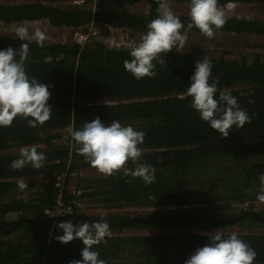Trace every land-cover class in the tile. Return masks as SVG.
I'll return each mask as SVG.
<instances>
[{"label": "trees", "instance_id": "trees-1", "mask_svg": "<svg viewBox=\"0 0 264 264\" xmlns=\"http://www.w3.org/2000/svg\"><path fill=\"white\" fill-rule=\"evenodd\" d=\"M62 1L65 0H22L18 4L16 0H0V23L42 21L47 27L60 29L78 28L94 21L142 36L147 24L158 15L161 2L114 0L117 3H146L148 14L141 16L112 9H99L92 15L78 8L61 7ZM168 2L189 5V0ZM231 2L217 0V5ZM256 2L264 4V0ZM179 18L185 27L190 22L189 16ZM226 21L216 33L264 37V20L231 17ZM190 32L200 33L195 28ZM22 43L28 42L11 36L0 38V49L11 47L15 51ZM130 51L107 49L101 42L84 47L60 43L29 44L26 70L30 77L49 86L48 104L52 117L36 128L29 127L27 120L19 116L14 118L11 126L0 127V264H69L81 259L82 242L74 239L66 245L59 243L55 237L62 232L56 225L62 221L47 224L48 220L43 216V210L57 200L54 184L59 173L84 170L85 176L74 181V186L82 191L78 197L81 198L86 189L87 199L111 209L209 204L206 211L210 214L215 209L218 214H210L208 218L222 220L225 224L242 214L232 213L233 203L257 201L259 175L264 173V56L254 54L250 59L244 56L230 60L222 54L216 58L205 56L195 46L183 54L161 53L159 58L164 60V65L153 62L157 75L137 80L123 68L124 60L130 59ZM203 58L212 63L213 75L219 79L217 96L220 92H230L251 118V122L242 128L231 129L227 138L200 119L190 107L191 98L185 95L195 63ZM97 117L105 123L119 120L122 125L145 132L144 142L140 145V162L155 170L154 183L145 184L139 178L125 176L122 170L105 177L98 174L84 157L77 155L68 128L79 129L85 121ZM33 145L46 155L43 166L33 169L28 165L13 170L10 164L19 158V150ZM125 167L134 168L135 165L128 161ZM34 177L47 180L37 193L24 199L19 195L18 181L23 179L30 187L33 185L28 181ZM74 198L77 197L69 191L62 195L65 203ZM166 213L144 217L151 222L164 223L158 226L184 230V233L120 236L122 225L126 223L123 228L137 230L151 228V225L117 214L90 218L92 223L103 218L112 234L94 250L106 264H184L197 248L209 242V234L194 233L192 227L200 229L205 224L192 220L168 223L186 215ZM79 222L89 223L86 219L72 223ZM239 224L240 228L243 225L264 226L262 221L250 216ZM211 226L220 225L213 223ZM237 236L255 249L257 256L253 264H264V234L239 233Z\"/></svg>", "mask_w": 264, "mask_h": 264}, {"label": "clouds", "instance_id": "clouds-1", "mask_svg": "<svg viewBox=\"0 0 264 264\" xmlns=\"http://www.w3.org/2000/svg\"><path fill=\"white\" fill-rule=\"evenodd\" d=\"M100 9L116 10L104 8L103 5ZM157 12L156 18L147 24V30L142 35L140 42L129 52L130 59H126L123 62L124 70L137 80L154 78L157 72L156 65L153 62L156 61L164 65V60L159 58L161 53L167 54L173 48L180 52V49L188 41V33L193 28L199 30L207 38L212 39L216 32L227 22L224 11L217 6V0H189L188 16L190 17V22L186 27L179 16L172 11L168 0H161ZM30 23L42 26L20 25L16 27L15 33L8 35V37H17L18 40L27 41L28 43H22L15 51L11 47L0 49V127L11 126L14 118L19 116L27 120L29 127L36 128L42 126L52 117V109L48 104L51 95L49 86L40 83V80L35 77H30L27 73L25 62L29 58V44L31 42H35L38 46H43V43H59V41L49 42V35L55 34L58 37L56 30L59 29L47 27L45 22L42 21ZM104 26V30L100 32L102 36L107 33L106 25ZM46 34L49 35L47 36ZM212 68L213 65L207 58L197 61L194 72L189 78L185 95L191 98L190 107L198 113L200 119L223 138H227L231 129L242 128L245 124L251 122V118L239 104L238 98L230 92H220L219 96H217L219 79L213 75ZM249 103H252V101H249ZM105 104L114 103L105 102ZM67 131L77 155L84 157L85 161L96 169L98 174L107 177L122 170L125 176L139 178L145 184L155 182V170L151 165L140 162L142 155L140 145L144 142V131L137 130L131 125H122L119 120L105 123L99 117L90 122L85 121L79 129L69 127ZM45 160L46 155L38 151V146H25L19 150V158L13 160L10 167L13 170H21L25 166L31 165L33 169H40ZM128 161H131L135 167H125ZM80 172L82 175L79 177L82 179L85 176V172L84 170H80ZM17 186L21 192H24L28 187L23 179L18 181ZM84 190L82 198H86L87 190ZM256 199L257 201H254V203L260 202L264 204V173L259 175V190L256 193ZM82 204H84L83 210L74 213L72 216L85 217L88 220L90 218H98L88 216L86 212L90 210L88 208L90 205L86 201H82ZM184 205L146 207L150 208L152 213L167 212V215L192 216L197 218L198 221L195 222L207 221L203 222L204 226L212 227L211 230L204 231V233L209 234V242L197 248L184 261V264H253L257 256L255 249L251 248L236 234H220L217 229L213 228L240 225V221L225 224L218 222L220 226H211L217 222L208 218V216L210 214L217 215V210L214 209L209 214L206 211V207L209 204L202 206L204 204L186 203ZM247 212H255L260 215L261 211H232V213L242 214ZM47 214H49V210ZM104 216L109 215L106 214ZM181 217L185 216L177 218ZM54 220L57 221L58 219ZM64 220L69 219L66 218ZM244 226L247 227V225L242 227ZM56 227L62 232V235L55 237L59 243L66 245L74 239L82 242L81 259L70 261L69 264H106V261L99 257V252L94 250L95 246L106 242V237L110 235V226L103 218L97 222H91V225L87 222H79L74 225L71 221H67L57 224ZM170 230H175V232L149 236L181 234V232H184V230L176 228ZM224 236L228 237L225 238Z\"/></svg>", "mask_w": 264, "mask_h": 264}, {"label": "rangeland", "instance_id": "rangeland-1", "mask_svg": "<svg viewBox=\"0 0 264 264\" xmlns=\"http://www.w3.org/2000/svg\"><path fill=\"white\" fill-rule=\"evenodd\" d=\"M257 0H252V2H244V0H232L231 3L225 5H217L225 13V18H245V19H258L264 20V4L256 2ZM172 11L178 16H188V5L185 4H170L169 5ZM104 8H113L121 12L136 14L145 16L149 10L147 4L141 3H119L116 5H103ZM22 25V24H20ZM15 24L14 27L11 25H4L0 23V38L8 37V35L15 33L16 27L20 26ZM29 26L40 27L42 25L29 23ZM49 35V34H47ZM59 38L55 34L49 35V42H58ZM195 46H198L201 51L205 53V56L210 57H220L222 54H225L226 59L238 60L240 57H247L250 59L254 54H260L264 56V37L255 36L251 34H234V33H216L214 38L209 39L201 33H188V41L185 46L180 49L178 52L175 48L171 50L173 54H183L192 50ZM85 172V171H84ZM93 174H96L93 172ZM91 175V174H90ZM39 177H36V179ZM35 181H39L36 180ZM34 179H31L28 182H31ZM32 183V182H31ZM33 186H36V183H32ZM89 211L86 212L88 216L103 217L104 215H121L129 218L144 217L152 213L150 208L146 207H122L115 209L114 211L109 210L104 205L98 204L97 202L86 201ZM257 211H262L264 209V204L257 202L255 203ZM86 207V206H85ZM107 208V209H106ZM233 211V209H232ZM111 212V213H108ZM256 226V225H254ZM252 226V227H254ZM248 227L246 231L252 232ZM214 229H221L222 227H213ZM212 227L204 226V228L196 229L194 227L191 230L196 234H201L204 231L211 230ZM245 229V227H244ZM255 232H263L264 227H258L253 229ZM175 232V230H170L165 227H151L146 230H137L133 228H123L120 232V236H149L156 235L159 233ZM184 233V232H183ZM186 244V243H185ZM184 244V245H185Z\"/></svg>", "mask_w": 264, "mask_h": 264}, {"label": "built area", "instance_id": "built-area-1", "mask_svg": "<svg viewBox=\"0 0 264 264\" xmlns=\"http://www.w3.org/2000/svg\"><path fill=\"white\" fill-rule=\"evenodd\" d=\"M109 4L116 5L119 3L115 2L114 0H92V1L65 0L60 2L59 6L78 8L81 10H85L93 15L96 11L102 8V5H109ZM29 23L30 22L27 21L20 22V24L22 25H27ZM35 23H40V22H35ZM15 24L20 25L19 23H13L11 24V26L14 27ZM45 26L47 25L45 24ZM106 29H107L106 35L102 36L97 27V24L94 21H92L89 24L78 28H60L59 30H56V32L58 33L60 44H73L79 47H84L85 45L90 44L92 42H101L107 49H111V50H131L140 42L142 37L141 35H135L136 33H133L123 28H116L113 26L106 25ZM81 175L82 173L80 171L74 170L71 172L59 173L56 176L55 184H54V192L57 194V200L55 203L47 206L43 210V216L45 217V219L47 220L66 219L74 215V213L83 210L84 204H82V201L65 203L62 200V195L67 191H69L71 194L75 196L81 195L82 191L74 186V181L77 179V177ZM32 179L34 180H32L31 182L36 183L37 185L32 188L28 187L24 192H21L19 194L24 199H29L31 196H33V194L37 193V191L40 189V186L47 180L43 177H39L37 179L36 177H34ZM35 179L36 180L39 179V181H35ZM83 192H85L84 189ZM257 207L259 208V204H257ZM257 207L254 202L233 203L231 205V208L235 212H243L250 210L257 211ZM48 210H49V214H47ZM109 210L114 211L115 209H109ZM244 227L240 228L239 225H233V226L223 227L218 231L220 232V234H225V235H232V234L237 235L239 233H244V234L258 233L253 230L254 228H258V227H254L250 229L252 232L246 231L248 227L246 226ZM111 235L112 234L110 232V236Z\"/></svg>", "mask_w": 264, "mask_h": 264}, {"label": "water", "instance_id": "water-1", "mask_svg": "<svg viewBox=\"0 0 264 264\" xmlns=\"http://www.w3.org/2000/svg\"><path fill=\"white\" fill-rule=\"evenodd\" d=\"M97 27H98V29H99L100 32L103 31L104 28H105V26L102 25V24L97 25ZM248 216H250V217H252V218H254V219L258 220V221H262V222H264V219H263L258 213H255V212H247V213H243L242 215H240V217H239L238 219H236V220L226 221L225 223H236V222H239V221L243 220L244 218H246V217H248ZM78 219H86L89 223H91V220H88L87 218H85V217H80V216H79V217H75V218L72 219V220L58 219L57 221H62V222L71 221V222H73V221L78 220ZM185 219L193 220V221H198L197 218H195V217H192V216H185V217H181V218H178V219H175V220H171V221H169L168 223H174V222H176V221H179V220H185ZM26 221L31 222L30 220H26ZM53 221H55V220H49L47 224H50V223H52ZM133 221H138V222H142V223H145V224L148 223V224H150L151 226H156V225L164 224V223L151 222V221H148L147 219L142 218V217H141V218H135ZM215 222L218 223V222H223V221L216 220ZM201 223H203V222H201ZM125 225H127V223H126ZM125 225H122V228H123Z\"/></svg>", "mask_w": 264, "mask_h": 264}, {"label": "crops", "instance_id": "crops-1", "mask_svg": "<svg viewBox=\"0 0 264 264\" xmlns=\"http://www.w3.org/2000/svg\"><path fill=\"white\" fill-rule=\"evenodd\" d=\"M77 198H74V199H72V200H70L69 201V203H73V202H75V201H92V200H90V199H87V198H79L78 196H76ZM92 202H94V201H92Z\"/></svg>", "mask_w": 264, "mask_h": 264}, {"label": "flooded vegetation", "instance_id": "flooded-vegetation-1", "mask_svg": "<svg viewBox=\"0 0 264 264\" xmlns=\"http://www.w3.org/2000/svg\"><path fill=\"white\" fill-rule=\"evenodd\" d=\"M262 213L264 214V209L261 211V217L264 219V216L262 215ZM203 222H207V221H203Z\"/></svg>", "mask_w": 264, "mask_h": 264}, {"label": "bare ground", "instance_id": "bare-ground-1", "mask_svg": "<svg viewBox=\"0 0 264 264\" xmlns=\"http://www.w3.org/2000/svg\"><path fill=\"white\" fill-rule=\"evenodd\" d=\"M21 2H22V0H16V3H18V4L21 3Z\"/></svg>", "mask_w": 264, "mask_h": 264}]
</instances>
